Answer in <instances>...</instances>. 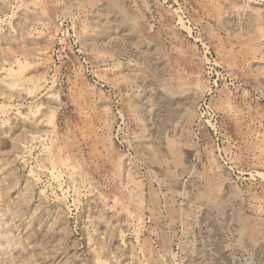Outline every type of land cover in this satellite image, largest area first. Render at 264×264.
<instances>
[{"label":"rangeland","instance_id":"rangeland-1","mask_svg":"<svg viewBox=\"0 0 264 264\" xmlns=\"http://www.w3.org/2000/svg\"><path fill=\"white\" fill-rule=\"evenodd\" d=\"M0 264H264V0H0Z\"/></svg>","mask_w":264,"mask_h":264}]
</instances>
